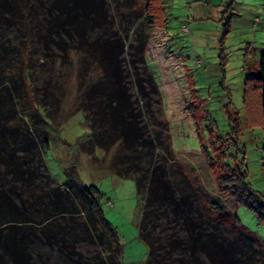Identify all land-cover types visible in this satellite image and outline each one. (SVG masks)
Here are the masks:
<instances>
[{"label":"trees","instance_id":"1","mask_svg":"<svg viewBox=\"0 0 264 264\" xmlns=\"http://www.w3.org/2000/svg\"><path fill=\"white\" fill-rule=\"evenodd\" d=\"M140 12L147 31L166 29L164 0H146ZM106 18V0H0V264H37L47 248L65 264H123L119 234L105 215V194L96 186L80 188L73 171L67 184L59 185L45 162L49 127L61 105L55 88L62 86L63 75L57 77L55 66H48L50 79L42 78L47 59L39 53L63 31L71 39L75 31L80 39L76 49L87 52L85 79L80 81V109L91 129L87 151L116 149L114 172L135 179L143 195L139 236L149 246L144 264H264V255L251 244L227 238L220 219H203L198 189L185 175L184 187L178 185L169 164L175 155L164 132L167 122L151 105V94L158 93L155 78L137 73L136 67V73L126 70L127 47L118 33L103 44L86 37L89 27L106 28ZM26 22L34 26L38 51L26 42L17 48L8 38L10 28ZM135 38L132 65H146L148 34L140 32ZM59 48L68 54L67 44ZM91 57L98 76L92 83L86 76L93 68ZM57 63L61 70L63 61ZM255 74L244 83V110L249 126L264 131V49ZM221 147L220 192L264 220V195L251 187L245 158L227 163ZM158 149L167 153L160 162L153 158ZM207 156L214 162L213 155ZM162 216L177 225L176 231H184L183 238L163 232L166 242L161 243L157 230ZM95 246L94 253L84 249Z\"/></svg>","mask_w":264,"mask_h":264},{"label":"rangeland","instance_id":"2","mask_svg":"<svg viewBox=\"0 0 264 264\" xmlns=\"http://www.w3.org/2000/svg\"><path fill=\"white\" fill-rule=\"evenodd\" d=\"M145 1L106 0L109 23L106 28L89 27L86 37L92 43L99 40L102 44L117 33L123 37L127 47L126 70L141 75L149 72L158 84V93L150 96L151 105L155 115L167 122L163 129L175 155L174 160L168 157L169 164L178 185L184 187L185 175L198 189L197 207L203 219L217 217L229 240L245 241L253 251L264 255V220L220 192L218 184L222 175V144L227 163L238 164L245 158L251 187L264 195V131L249 126L244 110V83L256 75L264 49V0H164L166 29L151 31L144 29L140 19ZM33 29L27 22L12 27L8 38L17 48L26 42L38 51V37L33 35ZM140 32L147 33L149 38L144 52L146 65L137 62L133 66L138 43L135 37ZM61 33L51 38L46 52L40 48L39 53L40 58L45 56L48 60L41 61L45 65L42 78L50 79L48 66H55L57 77L63 75L62 86L55 88L61 95V105L56 121L49 127V150L45 154L48 172L59 185H66L73 171L71 177L80 188L96 186L104 193L105 215L119 234L123 264H144L149 246L139 236L143 195L135 179L114 172L116 149L88 153L91 129L80 109V81L85 79L82 73L87 52L76 49L80 39L75 31L71 32L72 39L64 31ZM59 44H67L68 54L60 50ZM93 59V68L86 74L91 83L98 77L93 73ZM59 61H63L61 70L57 68ZM207 153L213 155L214 162ZM164 156L167 153L158 149L153 158L160 162ZM151 161L149 158L147 162ZM158 219L161 225L157 236L161 243L166 242V235L180 233L183 238L184 231H176L177 225L170 219ZM98 247L84 249L94 253ZM41 260L37 264H65L48 248Z\"/></svg>","mask_w":264,"mask_h":264}]
</instances>
